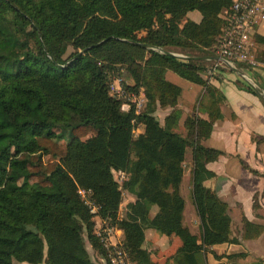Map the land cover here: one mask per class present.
Here are the masks:
<instances>
[{"label":"trees","instance_id":"16d2710c","mask_svg":"<svg viewBox=\"0 0 264 264\" xmlns=\"http://www.w3.org/2000/svg\"><path fill=\"white\" fill-rule=\"evenodd\" d=\"M232 3L0 0V264H99L87 241L106 255L97 235L101 220L123 229L136 264H158L142 247L148 227L181 237L175 264H203L211 245L239 241L228 203L204 182L215 175L207 163L222 150L202 140L224 116L225 94L203 75L199 60L153 47L213 54L225 26L221 13ZM194 9L200 21L188 17ZM69 46L74 50L67 54ZM252 50L264 62L263 34H254ZM123 65L134 80L128 89L143 88L147 96L140 112L110 93ZM169 69L205 88L195 108L208 117L188 114L185 132L177 130L182 87L167 78ZM167 106L172 109L162 122L156 112ZM140 123L144 132L135 135ZM56 128L65 139L55 137ZM189 147L200 236L184 223L181 184ZM118 169L128 172L123 189L135 195L123 216ZM80 187L91 189L96 213ZM263 231L264 224L243 217V238Z\"/></svg>","mask_w":264,"mask_h":264},{"label":"crops","instance_id":"0c3cea01","mask_svg":"<svg viewBox=\"0 0 264 264\" xmlns=\"http://www.w3.org/2000/svg\"><path fill=\"white\" fill-rule=\"evenodd\" d=\"M188 17L200 21L202 14L194 9L188 12ZM256 31L264 35V19ZM184 57H192L209 66L205 67L209 74L204 72L203 75L208 76L225 94L222 103L224 116L214 122L210 135L202 140L205 145L222 150L218 158L207 163L215 175L204 182L228 203L232 217V236L239 238L238 242L216 243L204 250L203 264H252L264 259V231L257 237L243 238L241 228L243 217L264 224V67H251L245 63L237 65L236 69L222 61L215 52L193 53ZM223 64L230 68L224 69L221 67ZM166 76L182 87L177 104L182 110L178 131L185 130L184 122L188 114L197 112L208 117L206 111L195 108L198 98L205 91L202 84L187 78L188 81H184L181 79L184 77L171 69L167 70ZM244 76L253 78L256 87L245 83L242 79ZM171 109V106L158 107L156 113L162 122ZM139 125L144 130V125ZM189 159L190 173L185 171L181 184L185 198L184 223L200 236L201 220L192 197L193 161L192 157ZM134 199L135 195L129 191L127 201ZM156 210L157 207L153 206L151 214ZM236 224H239V232L233 229ZM120 232L124 237L122 228ZM182 243L181 237L175 233H164L148 227L142 247L150 252L151 258L158 264H175L174 255ZM87 247L99 264H108L105 257L95 251L89 242Z\"/></svg>","mask_w":264,"mask_h":264},{"label":"built area","instance_id":"2783aa9c","mask_svg":"<svg viewBox=\"0 0 264 264\" xmlns=\"http://www.w3.org/2000/svg\"><path fill=\"white\" fill-rule=\"evenodd\" d=\"M221 15L225 19V26L215 47L216 55L232 67H236L240 62H245L251 67L262 66L252 47L257 26L264 19V0H233L232 5L225 8ZM122 70L123 67L121 71L113 74L109 83L110 93L124 100L123 107L134 104L136 111L140 112L146 102L145 94L143 91L134 92L128 89ZM115 173L123 189L128 172L118 169ZM124 191L125 189L123 193ZM79 193L90 210L96 213L98 206L91 197V189L80 187ZM120 229L117 224L108 220H101L98 224L97 235L106 252L105 260L108 264H136L124 244Z\"/></svg>","mask_w":264,"mask_h":264},{"label":"rangeland","instance_id":"374dc122","mask_svg":"<svg viewBox=\"0 0 264 264\" xmlns=\"http://www.w3.org/2000/svg\"><path fill=\"white\" fill-rule=\"evenodd\" d=\"M139 34H141V32H139ZM166 49V48H165ZM74 50V48L72 47V46H69V48H68V52H67V54H69L71 51H73ZM169 50V49H168ZM170 51H173L174 53H176V55H178V56H180V57H182V58H187V57H184V56H186V55H189V52H190V50H185V51H183L181 48H175V50H170ZM192 52H194V53H198V54H201V53H207V51L206 52H201L200 50H192ZM258 59V58H257ZM259 60V59H258ZM261 63H262V66L264 67V62L263 61H261V60H259ZM206 68H208L209 66H207V65H204ZM221 67H223L224 69H226V68H230V67H228L227 65H225V64H223V65H221ZM206 74H209V72L208 71H204ZM122 76H123V78H124V81L127 83V85L129 84V85H132L133 83H134V80H133V78H132V76L130 75V72L128 71V69H127V67L125 66V65H123V70H122ZM249 78V79H248ZM248 78H246V76H244L242 79H243V81L245 82V83H247L250 87H253L254 85H255V80L253 79V78H251V77H249L248 76ZM181 79H183L184 81H188V80H186L185 78H181ZM255 87H256V85H255ZM132 91H134V90H132ZM139 91H144L143 90V88H140L139 89ZM135 92V91H134ZM146 97V99H147V96H145ZM147 101V100H146ZM146 105V102H145V104H144V106ZM124 108H128V106H125ZM144 108V107H143ZM143 108H141V111H142V109ZM144 129V128H143ZM144 132V130H142V125H138L135 129H134V133H135V135H139V134H142ZM181 132H185V130L184 131H181ZM55 137L56 138H58V136H62L63 137V139H65L66 138V133H65V131H63V130H61V129H59V128H56L55 129ZM93 135V133H89L87 136H85V138H89L90 136H92ZM47 157V156H46ZM190 157H192V148L191 147H189L188 148V151H187V158H186V161H185V171H188V173H190V170H189V168H190V161H191V159H189ZM115 175L117 176V174L115 173ZM125 193H123V201H122V205L120 206V209H119V213H120V215H124L125 214V207H126V205H127V203L129 202V201H127L128 200V194H129V191L127 190V189H125V191H124ZM187 196H189V195H187ZM124 201H127V203L125 204L124 203ZM155 207V206H154ZM234 229V231L236 232V231H238L239 232V230H240V228H239V224H236V227H234L233 228ZM87 244H88V241H87ZM37 264H45V262H40V263H37Z\"/></svg>","mask_w":264,"mask_h":264},{"label":"water","instance_id":"95a60500","mask_svg":"<svg viewBox=\"0 0 264 264\" xmlns=\"http://www.w3.org/2000/svg\"><path fill=\"white\" fill-rule=\"evenodd\" d=\"M154 48H156V49H158L159 51H162V52H167V53H172V54H175L176 55V53H174L173 51H170V50H168V49H165L164 47H162V46H153ZM236 69H237V67H235Z\"/></svg>","mask_w":264,"mask_h":264}]
</instances>
